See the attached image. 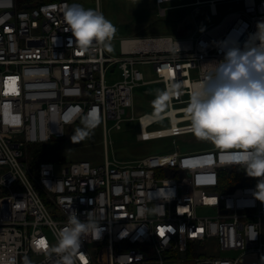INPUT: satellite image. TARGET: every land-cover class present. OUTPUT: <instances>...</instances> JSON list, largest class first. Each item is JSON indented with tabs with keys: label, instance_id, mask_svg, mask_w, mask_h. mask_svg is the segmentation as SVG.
Listing matches in <instances>:
<instances>
[{
	"label": "built area",
	"instance_id": "built-area-1",
	"mask_svg": "<svg viewBox=\"0 0 264 264\" xmlns=\"http://www.w3.org/2000/svg\"><path fill=\"white\" fill-rule=\"evenodd\" d=\"M225 1L232 0L167 9L208 4L218 15ZM235 1L239 8L192 35L121 38L116 57L104 41L75 44L65 31L68 0L27 8L0 0V264H64L56 245L72 212L96 224L73 264H264V201L253 195L261 178L236 162L248 155L241 146L183 151L175 144L168 153L106 155L99 163L48 159L36 171L28 157L30 146L64 138L79 124L102 126L105 144L109 121L116 129L138 121L141 141L194 133L190 97L223 59L220 42L231 38L243 48L264 21V0ZM138 92L150 102L159 97L167 110L140 113ZM162 119L170 126L148 130Z\"/></svg>",
	"mask_w": 264,
	"mask_h": 264
},
{
	"label": "clouds",
	"instance_id": "clouds-1",
	"mask_svg": "<svg viewBox=\"0 0 264 264\" xmlns=\"http://www.w3.org/2000/svg\"><path fill=\"white\" fill-rule=\"evenodd\" d=\"M64 16L68 25L65 31L72 32L75 44L82 49L93 40L105 41L114 31L101 11L78 3L70 5ZM220 44L223 59L191 94V128L198 137L211 139L217 145L243 147L248 155L236 162L249 176L261 178L253 195L264 201V21L257 23V31L250 34L243 48L231 38ZM169 191L171 199L175 192L171 188ZM95 228L90 217L82 221L76 212L70 214L56 245V251L66 253L62 257L64 264H73L72 253L80 248L82 237ZM35 243L43 246L45 240Z\"/></svg>",
	"mask_w": 264,
	"mask_h": 264
},
{
	"label": "rangeland",
	"instance_id": "rangeland-1",
	"mask_svg": "<svg viewBox=\"0 0 264 264\" xmlns=\"http://www.w3.org/2000/svg\"><path fill=\"white\" fill-rule=\"evenodd\" d=\"M182 2L190 3V0H177L162 5H158L157 0H70L71 5L78 3L84 8L97 9L99 6L101 12L114 26V31L104 43L108 54L116 57L121 56V38L164 35L179 38L187 36L186 33L192 35L197 27L217 23L228 11L240 7L235 0L221 2L217 4L218 15L210 13L208 4L167 9L170 5H178ZM188 22L191 27H187ZM187 29L190 30L187 31ZM143 69L147 78L155 77L148 66H144ZM110 77L111 72L108 73V78ZM118 79H120L119 70L116 71L112 81ZM137 94L139 96H136L135 104L140 113L159 115L168 108L159 97L150 102L142 95V92ZM112 125L113 121H109L108 127L111 129L106 136L107 144H105L104 131L100 125L79 124L69 127L64 140L58 139L47 143L48 154L53 159L64 154L67 156V162L89 159L93 163H99L106 155L110 157L115 155L123 160H134L150 154L168 153L174 150L175 144L179 145L183 151L221 146L211 139L200 138L194 133L141 141L137 137L140 131L138 121L123 122L120 129ZM169 126V120L162 119L150 125L148 130Z\"/></svg>",
	"mask_w": 264,
	"mask_h": 264
},
{
	"label": "trees",
	"instance_id": "trees-1",
	"mask_svg": "<svg viewBox=\"0 0 264 264\" xmlns=\"http://www.w3.org/2000/svg\"><path fill=\"white\" fill-rule=\"evenodd\" d=\"M52 0H17V4L19 8L29 7L33 4L40 3V2H48ZM70 2V0H68ZM71 4V3H70ZM191 27V25L188 22V26ZM190 29H187V31ZM190 35V34H185ZM65 138V137H64ZM64 138H61V140H64ZM29 161L32 169L35 171L37 170L38 164L43 160H54L58 162H64L67 161V156L64 154L58 155L57 159H53V157H50L47 151V144L42 145H32L29 147Z\"/></svg>",
	"mask_w": 264,
	"mask_h": 264
},
{
	"label": "bare ground",
	"instance_id": "bare-ground-1",
	"mask_svg": "<svg viewBox=\"0 0 264 264\" xmlns=\"http://www.w3.org/2000/svg\"><path fill=\"white\" fill-rule=\"evenodd\" d=\"M171 115L175 118L174 111L171 112ZM150 119H151V117L147 116V117L144 118V121L146 122L147 120H150Z\"/></svg>",
	"mask_w": 264,
	"mask_h": 264
},
{
	"label": "snow or ice",
	"instance_id": "snow-or-ice-1",
	"mask_svg": "<svg viewBox=\"0 0 264 264\" xmlns=\"http://www.w3.org/2000/svg\"><path fill=\"white\" fill-rule=\"evenodd\" d=\"M11 90L14 91L15 89L13 88V89H11ZM160 232H161V234L163 235V234H164V228H161V229H160Z\"/></svg>",
	"mask_w": 264,
	"mask_h": 264
}]
</instances>
